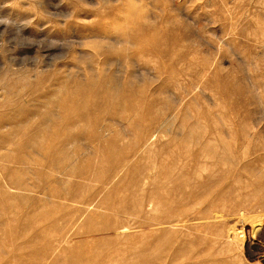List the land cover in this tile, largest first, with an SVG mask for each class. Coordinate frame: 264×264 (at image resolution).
Returning a JSON list of instances; mask_svg holds the SVG:
<instances>
[{"label":"rangeland","instance_id":"374dc122","mask_svg":"<svg viewBox=\"0 0 264 264\" xmlns=\"http://www.w3.org/2000/svg\"><path fill=\"white\" fill-rule=\"evenodd\" d=\"M96 75L74 101L101 126L71 121L50 163L27 139ZM209 150L264 175V0H0V264H148L145 175H211ZM236 218L192 232L198 264L256 263L221 252Z\"/></svg>","mask_w":264,"mask_h":264},{"label":"bare ground","instance_id":"6f19581e","mask_svg":"<svg viewBox=\"0 0 264 264\" xmlns=\"http://www.w3.org/2000/svg\"><path fill=\"white\" fill-rule=\"evenodd\" d=\"M94 79L97 80H93L91 83L89 82L86 86L84 84L83 87L79 86L78 88L76 86L79 90L75 89L74 93L72 92L69 94L70 90L67 89L68 86L66 85L64 86L67 88H61L63 92L67 93V103L63 102L62 104L64 114L68 122L67 124L60 125L59 123L53 121V119H49L50 121H48V118H46L45 120L51 124V126L45 129L46 131L41 133L39 131L37 135L35 134L30 138L26 136L28 138V146L31 147L36 145L37 148L39 147L41 150L45 151L50 163L51 160L52 163L58 161L60 157L59 153L57 155L53 154L50 149L47 152L46 147L50 146L52 149L54 147H65L74 144V141L73 143H70L71 141L68 139V131L70 132V129L72 128L80 129L82 135L86 132L85 129L81 128L82 126L80 124H70L71 121L81 118L82 123L84 124H88L89 126H101L99 124L101 117L91 116L90 113H88L89 103H87L85 107H80V109H78V107L75 106L74 101V96L76 94L80 95L82 93L86 97H91L94 93L99 91L103 92L105 90V86H102L104 85L101 82L102 80L100 81L98 76ZM109 80L111 81V79ZM71 88L73 89V87ZM72 116L74 118L76 116L77 119H74ZM48 123H46V127ZM105 123H107V120ZM102 129H105V131H102L100 128L102 132H107L106 134H108L106 126H103ZM157 133L158 132H154L151 137L153 138L157 135ZM97 139L99 143H102V141L106 138L102 134L98 133ZM110 140L111 141L106 142H113L112 144L115 147V137ZM209 151L211 152L212 157V162L210 164L203 165L201 155H197L194 158L199 161L198 168L204 171L209 170V174L211 175H184L183 171L178 172L179 163L177 161L174 165L172 164L168 168L169 171H167V175H145L143 183L146 188V196L143 206L148 213L147 222L150 232L148 237V264H167L169 258H174L178 264H198V257L195 253L198 249H200L201 242L199 241L198 243L192 240V232L206 231L209 228L210 224L208 222L210 221L222 223L228 218L233 217L238 218L237 223L234 226L229 227L230 231L235 232V236L232 241L233 243H231L232 245L230 244L229 246L226 245L223 247L221 252L225 255H229V253L238 251L240 255H242L244 244L247 240L250 242V250L248 251L249 258L255 260V264H264V175H217V172L219 173V171L223 168H228L229 165L238 166L239 164L236 162V159L232 157L229 151L222 156L219 155L218 150V152L212 150ZM41 153L42 151L40 154ZM67 159V157H64L62 160L65 161ZM196 159H193L191 163H193ZM191 163H189V165ZM184 168H182V170H184ZM185 170L187 169L185 168ZM71 172L72 175L76 174L73 169ZM110 200L111 199H109L108 202H110ZM51 201L49 202L52 203ZM197 223L202 225L200 227H195V224ZM238 226L239 228H237ZM249 226H251V229H249ZM238 230H241L240 233H236ZM256 236L260 239V241L254 243ZM222 240L223 239L215 238L214 242H210L214 245L217 241L220 243ZM202 242L203 244L206 243L207 239H204ZM231 261L232 260L229 258L226 263L229 264Z\"/></svg>","mask_w":264,"mask_h":264}]
</instances>
